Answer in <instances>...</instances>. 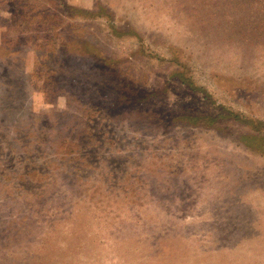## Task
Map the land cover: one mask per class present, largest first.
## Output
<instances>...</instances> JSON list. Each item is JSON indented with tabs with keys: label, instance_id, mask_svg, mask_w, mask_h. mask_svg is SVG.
Returning <instances> with one entry per match:
<instances>
[{
	"label": "rangeland",
	"instance_id": "374dc122",
	"mask_svg": "<svg viewBox=\"0 0 264 264\" xmlns=\"http://www.w3.org/2000/svg\"><path fill=\"white\" fill-rule=\"evenodd\" d=\"M0 264H264V0H0Z\"/></svg>",
	"mask_w": 264,
	"mask_h": 264
}]
</instances>
